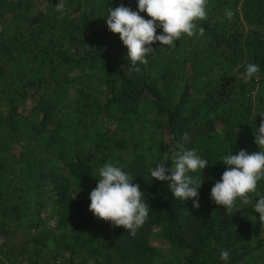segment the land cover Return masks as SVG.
Returning a JSON list of instances; mask_svg holds the SVG:
<instances>
[{"label": "trees", "instance_id": "obj_1", "mask_svg": "<svg viewBox=\"0 0 264 264\" xmlns=\"http://www.w3.org/2000/svg\"><path fill=\"white\" fill-rule=\"evenodd\" d=\"M58 3L0 0V264H264L254 203L238 199L228 214L211 199L222 158L259 151L264 0H208L204 35L156 42L139 71L105 20L121 4L139 11L138 0ZM249 63L260 71L245 82ZM182 149L208 161L189 173L204 181L198 209L149 170ZM105 163L149 204L135 238L89 211ZM250 195L264 197V179Z\"/></svg>", "mask_w": 264, "mask_h": 264}, {"label": "clouds", "instance_id": "obj_2", "mask_svg": "<svg viewBox=\"0 0 264 264\" xmlns=\"http://www.w3.org/2000/svg\"><path fill=\"white\" fill-rule=\"evenodd\" d=\"M207 4L208 0H138L139 11L121 4L108 8L105 20L109 31L119 35L127 48V58L133 69L139 71L135 67L137 62L148 64L146 57L157 49L153 48L156 42L175 47L182 35L192 37L198 31L203 36L205 29L199 21L208 18ZM64 7V0H59L55 6L57 11H62ZM140 13H146L150 19H145ZM233 15L231 9H225V16L229 20ZM157 29H162V34L158 35ZM259 71V65L247 64L245 82L254 78ZM261 117L259 127L253 133L259 151L249 154L246 150H240L238 154L224 156L222 162L226 170L212 187L211 199L228 214L232 213L238 199L243 204L254 203V211L259 214L264 226V197L253 201L250 195L256 192L258 182L264 179V116ZM189 138L187 133L183 134L184 141ZM207 164L208 161L202 159L195 149H182L170 168L165 163H159L149 170L153 179L167 182L173 197L183 201L191 199L193 208L198 209V190L204 181L189 173L204 170ZM96 180L97 186L89 195V211L99 220L110 222L114 227H122L135 238L137 230L147 221L150 209L143 199L140 185L133 183L130 174L112 163H105L99 169V179ZM220 259L228 261L229 252L221 250Z\"/></svg>", "mask_w": 264, "mask_h": 264}, {"label": "rangeland", "instance_id": "obj_3", "mask_svg": "<svg viewBox=\"0 0 264 264\" xmlns=\"http://www.w3.org/2000/svg\"><path fill=\"white\" fill-rule=\"evenodd\" d=\"M1 241H2V239H1ZM0 244H1V242H0Z\"/></svg>", "mask_w": 264, "mask_h": 264}]
</instances>
